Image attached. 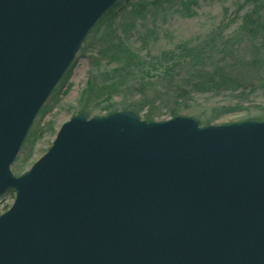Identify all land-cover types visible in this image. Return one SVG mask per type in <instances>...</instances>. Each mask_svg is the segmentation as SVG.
<instances>
[{"label": "water", "instance_id": "95a60500", "mask_svg": "<svg viewBox=\"0 0 264 264\" xmlns=\"http://www.w3.org/2000/svg\"><path fill=\"white\" fill-rule=\"evenodd\" d=\"M121 0H0V264H264V120L79 112L16 175L38 114Z\"/></svg>", "mask_w": 264, "mask_h": 264}, {"label": "trees", "instance_id": "16d2710c", "mask_svg": "<svg viewBox=\"0 0 264 264\" xmlns=\"http://www.w3.org/2000/svg\"><path fill=\"white\" fill-rule=\"evenodd\" d=\"M254 8L242 16L240 31L259 44L256 52L245 57L236 52L232 37L214 32L206 39L183 40L173 49L147 54L135 50L126 42L137 29V23L150 11L165 12L174 9L185 16H193L198 0H121L87 37L81 53L90 55L95 69L83 89L78 112L105 115L130 109L147 120H158L164 115L173 117L191 108L195 96L229 92L237 98L233 106L213 109L204 124H212L223 115L243 109L241 102L264 89V8L263 0H246ZM155 30L142 33L146 39ZM107 62L104 68L100 64ZM72 69L65 76L39 115L49 112L59 101L61 89ZM258 119H264V115ZM47 131L57 133L53 123L46 127L32 126L15 164L26 163L34 153L38 137ZM19 162V163H18ZM6 196L14 199V192ZM8 208V207H7Z\"/></svg>", "mask_w": 264, "mask_h": 264}, {"label": "rangeland", "instance_id": "374dc122", "mask_svg": "<svg viewBox=\"0 0 264 264\" xmlns=\"http://www.w3.org/2000/svg\"><path fill=\"white\" fill-rule=\"evenodd\" d=\"M253 8L254 5L246 0H198V6L194 9L196 13L193 16H185L182 12L174 9L165 12L150 11L145 19L139 20L137 29L131 33L129 38H126V42L143 54H147L148 49L154 53H160L165 49H173L177 43L183 40L206 39L214 32H221L222 36L232 37L231 40L236 42L237 54L251 57L256 52L254 44L259 43L247 37L239 27L242 16ZM262 12H264V8ZM147 28L155 31L148 36L145 44L142 33ZM94 50L96 49L90 48L87 54H79L67 82L61 89L59 101L49 112L38 116L36 125L46 127V124L50 122L58 131L63 123L78 113L82 91L86 87L91 69L96 68H94L96 63H92L90 59ZM106 64L105 60L99 68H104ZM236 102L235 95L229 92L198 95L195 96L191 108L184 111L183 114L193 116L205 125L203 121L214 108L233 106ZM241 104L243 109L225 114L214 123H230L262 117L264 115V89H258ZM96 112L92 114L96 115ZM168 118L169 116L164 115L159 119ZM54 138L55 134H51L49 131L42 137H38L34 145L33 156L26 163L15 164L13 167L15 174L21 175L27 171L48 150ZM13 200L9 196L0 200V214L12 205Z\"/></svg>", "mask_w": 264, "mask_h": 264}]
</instances>
